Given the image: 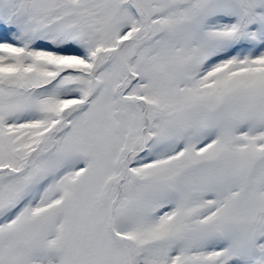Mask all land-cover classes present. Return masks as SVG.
<instances>
[{"label": "snow or ice", "instance_id": "obj_1", "mask_svg": "<svg viewBox=\"0 0 264 264\" xmlns=\"http://www.w3.org/2000/svg\"><path fill=\"white\" fill-rule=\"evenodd\" d=\"M0 264H264V0H0Z\"/></svg>", "mask_w": 264, "mask_h": 264}]
</instances>
